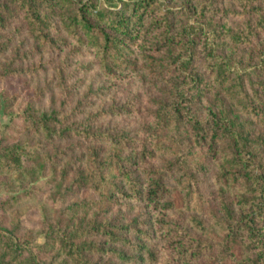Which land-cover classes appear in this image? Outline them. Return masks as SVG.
Here are the masks:
<instances>
[{
  "label": "trees",
  "instance_id": "16d2710c",
  "mask_svg": "<svg viewBox=\"0 0 264 264\" xmlns=\"http://www.w3.org/2000/svg\"><path fill=\"white\" fill-rule=\"evenodd\" d=\"M231 1V5L237 7L225 9L228 16L260 13L259 18H263L264 0ZM114 2L104 0L98 5L93 0L85 3L82 0H0V27L15 13L23 14L36 41L47 45L58 40L48 32L52 18L58 16L63 28L80 45L98 49L101 69L107 75L122 77L127 71L135 72L139 68L138 61L128 56V45L144 32L145 13L153 0ZM221 9L222 0H202L201 20L191 25L177 28L171 11L164 9H159V14L151 21L155 28H165L163 44L168 47L164 56L145 54L144 57L146 68L153 75L171 77L167 89L170 99L160 100L154 111L161 130L166 132L154 137V148L169 158L165 159L166 165L140 173L131 166L137 153L125 154L135 145L133 137L110 132L92 134L99 141L107 142L111 149L105 153L101 147L90 146L85 166L77 170L74 184L80 189L91 188L98 192L104 204L90 205L83 201L87 205L84 213L79 209L83 202L56 208L57 224L70 228V236L62 237L52 231L47 243L52 257L42 259L35 249L16 239L21 217L18 211L11 210L13 204H20L27 195L33 199L36 194L25 190L0 199V207L10 210L13 222V229L0 228V264H93L89 255L100 252L102 247L82 238L105 233L115 242L120 239L98 219L119 192L167 210L202 212V204L209 201L208 196L199 194L200 180L190 165L194 143L206 146V153L218 161L216 180L221 196L219 209L209 210L208 217L214 218L210 227L198 216L191 218L201 235L189 234V238L175 242L178 255L186 257L189 250L192 264H203L200 259L204 253L210 258L206 264H264V156L257 151L264 148V133L255 136L250 127L254 116L264 112V49H260L256 57L251 53L248 63L237 58L240 47L250 43L264 28V18L255 24L246 19L238 25H221L214 21ZM155 11L153 7L151 12ZM5 47L0 44V52ZM161 48L157 46L155 51ZM198 53H202L206 62L203 72L194 65ZM207 87L215 91L214 98L204 108L208 114L203 119L200 104ZM34 122L38 127L39 121ZM43 126L47 135L53 136V129L46 124ZM64 133L65 130L59 132ZM1 143L0 175L18 173V180L24 175L36 178L26 168V162L35 156L34 151L19 143L5 146ZM148 152L155 154V151L143 150V154ZM200 161V165L205 162ZM174 173H178L181 189L170 184ZM226 187L235 188L232 199ZM234 202L239 206L238 211ZM92 205L95 212H91ZM137 235L149 238L151 233L145 229L139 230ZM121 238L133 244L132 239ZM133 246L144 249L151 261L157 260L154 246L145 243ZM116 252L123 258L131 257L126 252Z\"/></svg>",
  "mask_w": 264,
  "mask_h": 264
},
{
  "label": "rangeland",
  "instance_id": "374dc122",
  "mask_svg": "<svg viewBox=\"0 0 264 264\" xmlns=\"http://www.w3.org/2000/svg\"><path fill=\"white\" fill-rule=\"evenodd\" d=\"M82 1L85 3L87 0ZM93 1L98 5L104 2ZM114 1L122 3V0ZM231 2L222 0V9L214 21L221 25H238L249 19L255 24L264 18V12L263 18H259L260 13L230 17L225 9L237 7ZM153 7L156 10L154 13L151 12ZM201 7L202 0H153L145 13L144 32L130 40L128 45V56L138 61L139 68L135 72L127 71L122 77L107 75L101 69L98 49L80 45L63 28L58 16L52 18L48 28L49 35L58 40L47 45H40L36 41L23 14L15 13L5 26L0 27V44L6 45L0 52L1 146L19 143L32 149L35 156L26 162V168L32 171V177H36L31 179L24 175L18 180V173L0 175V199L25 190L36 194L33 199L27 195L20 204H13L11 210L18 211L21 217V227L15 232L16 239L35 249L40 258L52 257V252L47 250L48 237L52 231L62 237L70 236V228L58 226L56 208L83 201L90 205L103 203L98 192L91 188L80 189L74 184L77 170L85 166L90 146L101 147L105 153L111 149L107 142L99 141L92 134L110 132L112 135L133 137L135 145L127 149L125 154L137 153L131 166L140 173L161 169L166 165L165 159L169 158L154 148V137L166 133L161 130L154 111L160 100L169 98L167 89L171 77L153 75L146 68L144 57L145 54L164 56L168 47L163 44L162 33L165 28L157 29L151 21L153 16L159 14V9H164L171 11L172 21L177 28L191 25L201 20ZM157 46L162 47L159 52L155 51ZM262 48L264 28L252 37L250 43L240 47L237 58L248 63L250 54L256 57ZM197 55L194 65L203 72L206 62L202 53ZM214 91L210 87L205 88L200 104L203 110L199 111H204L208 101H212ZM207 114L208 111H204L202 118L205 119ZM35 119L39 121L38 127L35 126ZM44 124L53 129V136L47 135ZM250 127L254 129L255 136L264 133V112L254 116V124ZM63 130L66 133L59 134ZM145 148L155 151V154H143ZM206 149V146L194 143L190 151L193 158L190 165H193V172L200 180L199 194L208 196L209 202L202 204L203 211L167 210L155 203L128 198L119 192L113 204L107 210H102L98 219L108 229H113L115 236L120 239L115 242L105 233L82 238L102 247L100 252L89 255L93 264H192L189 250L183 257L178 255L173 244L183 241L184 237L189 238V234L201 235L191 221L193 216L205 220L210 227L214 218L208 217L209 210L219 209L221 194L216 180L218 161L207 154ZM257 151L264 156V148ZM201 159L205 162L200 165L198 162ZM178 177V173H174L170 184L181 189ZM226 190L227 195L231 193L229 196L232 199L235 188L226 187ZM79 206L80 213L87 211L84 202ZM234 206L238 211L239 206L235 202ZM90 207H93L91 212H95V205ZM9 211L0 207V228L13 229ZM145 229L151 233L149 238L137 235L139 230ZM121 237L132 239L135 245L145 243L154 246L157 260L151 261L144 249L139 250ZM116 251L126 252L131 257L123 258ZM200 261L208 263L209 254L204 253Z\"/></svg>",
  "mask_w": 264,
  "mask_h": 264
}]
</instances>
